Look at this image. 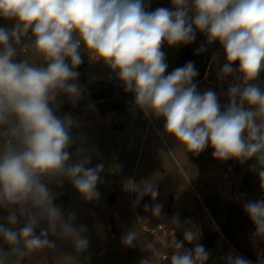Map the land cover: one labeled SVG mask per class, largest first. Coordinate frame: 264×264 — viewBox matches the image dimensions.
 Returning a JSON list of instances; mask_svg holds the SVG:
<instances>
[{
    "label": "clouds",
    "instance_id": "clouds-1",
    "mask_svg": "<svg viewBox=\"0 0 264 264\" xmlns=\"http://www.w3.org/2000/svg\"><path fill=\"white\" fill-rule=\"evenodd\" d=\"M170 2L171 9L149 11L146 0H0V19L11 22L10 28L0 27V209L7 213L0 223V264H23L36 250L55 249L56 240L71 242L77 255L89 246L85 226H76L75 214L55 203L50 187L60 188L67 180L85 200L99 197L104 165L90 167L92 152L83 146L69 151L76 143L75 121L70 114H55L59 94L73 102L81 94L76 69L83 63L82 50L103 61L125 92L134 94L135 106L162 118L164 132L189 153L199 155L210 146L221 161L254 159L264 190V86L258 83L264 73V0ZM197 32L223 48L226 62L219 73L233 81L223 109L216 91H198L194 62L165 75L163 44H192ZM25 37L40 63L16 61ZM204 50L201 45L197 54ZM127 187L137 193L134 204L145 195L153 201L158 196L149 182ZM144 207L159 216L162 205ZM243 210L254 234L264 235V198L248 201ZM173 222L179 226L178 218ZM136 241L134 232L122 238L126 247ZM173 248L169 264L209 259L192 227H185L183 240H175ZM61 257L77 264L71 254ZM224 264L251 262L230 251Z\"/></svg>",
    "mask_w": 264,
    "mask_h": 264
},
{
    "label": "rangeland",
    "instance_id": "rangeland-1",
    "mask_svg": "<svg viewBox=\"0 0 264 264\" xmlns=\"http://www.w3.org/2000/svg\"><path fill=\"white\" fill-rule=\"evenodd\" d=\"M161 1L163 0H146L150 5L148 10L154 11L155 5ZM10 24L11 22L0 19V27H9ZM204 41H207L206 36L197 32L192 44L170 47L164 43L161 50L168 64L165 75L189 61L194 62L199 73L194 80L198 91L203 92L209 88L216 91L223 109L227 103L224 95L227 90L222 87L229 86L233 82L232 77L225 78L219 73L226 62L223 48L211 56L205 72L200 73L207 54L203 51L197 54L195 50ZM17 47V62L23 59L30 63L41 62L32 41L27 37ZM185 52L188 54L183 60H179L180 54ZM82 60L88 62L85 70L91 73L88 78L93 82L117 77L103 61L91 60L83 50ZM134 99V95L131 96L128 103L134 104ZM66 114H70L75 121L71 134L76 138V143L69 151L75 152L77 147L83 146L92 152L90 167L104 165L101 182L97 184L98 199L85 200L67 180L60 188L55 184L50 185L57 197L64 194L70 197L71 212L75 214L74 223L76 226H85L89 246L77 255L71 242L56 240L55 249L36 250L25 257L23 264H73L72 261L62 259L61 255L64 254L76 257L77 264H141L144 259H148L150 264H169L174 241L183 240L185 227L194 228L198 232L199 243L204 246L205 232L210 229V222L219 228L212 209L215 208L221 215L225 211L223 203H234L243 208L248 201L258 200L240 177L225 167L218 170V166H209H216L217 162L223 163L213 158L210 146L199 155L189 153L174 137L164 132L162 118L146 115L138 107L122 113L110 112L106 118H101L95 103L91 102L79 113L69 112L64 115ZM243 165L246 166L245 162ZM210 170H218L215 177L218 186L215 187L222 188L226 179H230L227 183L230 186L233 183L234 187H239L242 196L239 202L224 201L216 188L212 190L213 187L204 192L206 188L197 180ZM221 172H225L226 176L223 177ZM129 182L154 184L158 191L156 200L145 195L139 204H134L137 193L128 189ZM112 197L115 200L112 201ZM145 204L162 205L160 215L154 216L150 210L146 211ZM6 214L2 216L0 223H3ZM173 218H178L179 226L173 222ZM186 221L189 222L187 225ZM158 225L163 227L160 229ZM128 232H134L137 236L132 247H126L122 243L123 236ZM190 245L193 247V244ZM185 247L189 248V244L186 243ZM248 248L254 252L253 263L264 264V239L262 243L255 240L245 242L242 251H238L224 236L211 250L206 247L209 252L206 262L224 264V257L230 251L248 258Z\"/></svg>",
    "mask_w": 264,
    "mask_h": 264
},
{
    "label": "trees",
    "instance_id": "trees-1",
    "mask_svg": "<svg viewBox=\"0 0 264 264\" xmlns=\"http://www.w3.org/2000/svg\"><path fill=\"white\" fill-rule=\"evenodd\" d=\"M158 7L172 8L170 0H163L157 3L153 10ZM11 24L9 25V28ZM203 45L205 47L206 63L201 67L200 73H204L207 67L208 61L211 56L222 46L218 41L209 44L207 41L201 43L198 48ZM197 48V49H198ZM197 51V50H195ZM186 53V52H185ZM182 53L179 56V60H183L188 53ZM201 53V52H200ZM88 66V62L83 60V63L76 69L79 72V77L76 83L81 88V94L76 101L70 100L66 95L59 94L57 96L55 114L57 116H62L65 113H79L82 109L89 103H95L98 113L101 118H106L110 112L122 113L126 110V107L129 105L128 101L131 97V92H125L123 83L118 79V77L105 79L98 82L91 81L85 70ZM237 67L238 64H235ZM258 83H261L264 86V73L261 74ZM229 86H223V90H228ZM225 168L231 171L238 177H240L248 188V190L256 196L258 199L264 198V190L261 188V182L257 175V172L253 169L255 160L245 161V167H243V162L229 159L227 161H222ZM222 202V201H221ZM55 203L63 208L66 213L71 212V203L70 197L67 194L61 195L56 198ZM223 203V202H222ZM225 211L223 214L219 215L217 211L212 209L214 218L218 220L219 228L210 222V229L206 230L205 244L204 247H207V250H211L217 244V241L224 236L229 240L238 251H242L243 243L248 241H258L262 243L264 235L254 234L256 229L249 216L244 212L243 208L234 204V203H223ZM6 214L4 209H0V219ZM43 227V225H41ZM39 229L37 230V232ZM183 234V233H182ZM192 246L189 244V249ZM248 259H254V252L250 248L247 249ZM207 264V262H206Z\"/></svg>",
    "mask_w": 264,
    "mask_h": 264
},
{
    "label": "crops",
    "instance_id": "crops-1",
    "mask_svg": "<svg viewBox=\"0 0 264 264\" xmlns=\"http://www.w3.org/2000/svg\"><path fill=\"white\" fill-rule=\"evenodd\" d=\"M215 165L216 166H213V165H209V166L212 167V168L218 166V170H223L224 169L223 167H225L224 164L223 163L221 164L220 162H217ZM217 171H215V172H211V170L207 171L206 174H204L201 178H198V180H197L198 183L201 186H204L206 188V190L204 189V192H206V191L208 192L209 191L208 188H212L213 187L212 190H214L216 188L217 189L216 192L220 195V197L224 201L235 202V203L239 202L241 197H242L240 195V193H239V187L237 185L234 187L233 183L231 184V186L229 184H227V183H229L230 179H226L225 180L226 183L224 182L225 184H224V186L222 188L221 187L220 188L219 187H215V185L218 186V183L216 182L217 180L215 178L217 176V174H216ZM221 175L223 177H225L226 173L225 172H223V173L221 172Z\"/></svg>",
    "mask_w": 264,
    "mask_h": 264
},
{
    "label": "built area",
    "instance_id": "built-area-1",
    "mask_svg": "<svg viewBox=\"0 0 264 264\" xmlns=\"http://www.w3.org/2000/svg\"><path fill=\"white\" fill-rule=\"evenodd\" d=\"M134 94L132 93V95L131 96H133ZM136 106H135V104H129L127 107H126V110H132V109H134ZM158 227L161 229L163 226L162 225H158ZM166 258V257H165ZM167 259V258H166ZM248 259V258H247ZM252 264H254L253 263V261H251L250 259H248Z\"/></svg>",
    "mask_w": 264,
    "mask_h": 264
},
{
    "label": "water",
    "instance_id": "water-1",
    "mask_svg": "<svg viewBox=\"0 0 264 264\" xmlns=\"http://www.w3.org/2000/svg\"><path fill=\"white\" fill-rule=\"evenodd\" d=\"M19 62H20V61H19ZM90 75H91V73L89 72V73L87 74V76L89 77ZM111 200L113 201V200H115V198L112 197Z\"/></svg>",
    "mask_w": 264,
    "mask_h": 264
}]
</instances>
